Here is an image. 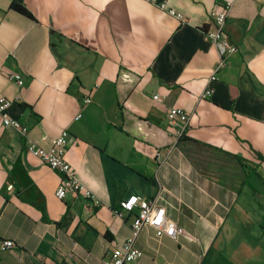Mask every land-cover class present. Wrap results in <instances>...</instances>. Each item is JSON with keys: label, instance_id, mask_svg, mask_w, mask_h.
<instances>
[{"label": "crops", "instance_id": "crops-1", "mask_svg": "<svg viewBox=\"0 0 264 264\" xmlns=\"http://www.w3.org/2000/svg\"><path fill=\"white\" fill-rule=\"evenodd\" d=\"M159 1L186 23L147 0H23L30 16L0 0V99L44 149L67 129L66 160L102 201L59 200L61 175L0 122V238L16 244L0 264H101L133 234L139 209L119 215L131 196L162 197L184 229L142 228L133 264H264V0ZM227 1L238 50L200 100L220 61L205 34ZM173 107L192 115L178 141Z\"/></svg>", "mask_w": 264, "mask_h": 264}, {"label": "built area", "instance_id": "built-area-1", "mask_svg": "<svg viewBox=\"0 0 264 264\" xmlns=\"http://www.w3.org/2000/svg\"><path fill=\"white\" fill-rule=\"evenodd\" d=\"M147 1L157 5L169 16L176 19L179 24L186 23L185 16L172 8H168L165 2H160L159 0ZM232 7L233 2L227 1L222 4L219 9L211 13L214 29L211 32H206L205 39L217 49L220 55V61L215 72L208 79L207 87L201 95L200 100L208 99L212 96L214 90L211 88L210 84L217 80L219 71L226 67L228 63L227 57L236 53L238 50L237 46L231 43L225 32L227 19L231 13ZM9 79L15 81L19 86L24 84L22 77L17 74H10ZM153 98L156 101H161V96L159 94H155ZM91 101V98L88 97L84 100V104H89ZM12 103L13 102L7 98L0 99V122L4 127L15 129L19 136L25 139L28 152L31 155L39 158L43 163L61 175L62 179L56 190V197L63 201L68 194H72L87 200L93 206H101L102 201L98 195L78 178L77 172L66 160L67 143L69 139L68 130H62L54 140L52 147L44 149L29 139V129L27 126L9 115L8 109ZM81 116V114H78L75 120H79ZM191 116V113L174 107L167 111V126L177 141L181 139L189 129ZM156 158L160 163L165 162V158L160 152L157 153ZM160 201H162V197L160 196L152 200L131 196L121 204L122 212L119 213L121 216L125 212H132L135 208L139 209L132 224L133 234L121 246L114 248L101 264H133L138 261L143 256V252L137 249L134 244L139 232L145 226L153 227L156 231L157 238L168 237L177 239L184 234L183 228L168 219L166 207L161 204ZM15 248L16 244L14 241L0 238L1 252L13 251Z\"/></svg>", "mask_w": 264, "mask_h": 264}, {"label": "trees", "instance_id": "trees-1", "mask_svg": "<svg viewBox=\"0 0 264 264\" xmlns=\"http://www.w3.org/2000/svg\"><path fill=\"white\" fill-rule=\"evenodd\" d=\"M12 9L26 16H30V14L28 13L27 9L23 4V0H13ZM39 208L43 211L44 219H47L44 209L42 207Z\"/></svg>", "mask_w": 264, "mask_h": 264}, {"label": "rangeland", "instance_id": "rangeland-1", "mask_svg": "<svg viewBox=\"0 0 264 264\" xmlns=\"http://www.w3.org/2000/svg\"><path fill=\"white\" fill-rule=\"evenodd\" d=\"M202 151V150H201Z\"/></svg>", "mask_w": 264, "mask_h": 264}]
</instances>
